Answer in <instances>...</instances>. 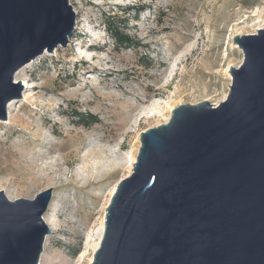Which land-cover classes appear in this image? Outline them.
I'll return each instance as SVG.
<instances>
[{
	"label": "rangeland",
	"instance_id": "rangeland-1",
	"mask_svg": "<svg viewBox=\"0 0 264 264\" xmlns=\"http://www.w3.org/2000/svg\"><path fill=\"white\" fill-rule=\"evenodd\" d=\"M69 1L78 27L17 71L21 97L0 120V190L15 199L52 188L39 264H89L87 235L131 172L137 135L179 104L218 103L243 57L226 38L264 26V0ZM108 17L132 46L114 42ZM74 111L96 120L83 126Z\"/></svg>",
	"mask_w": 264,
	"mask_h": 264
},
{
	"label": "water",
	"instance_id": "water-1",
	"mask_svg": "<svg viewBox=\"0 0 264 264\" xmlns=\"http://www.w3.org/2000/svg\"><path fill=\"white\" fill-rule=\"evenodd\" d=\"M75 22L69 0H0V120L21 97L17 71L66 46ZM226 39L243 57L225 98L179 104L137 135L89 264H264V27ZM51 197L0 190V264H39Z\"/></svg>",
	"mask_w": 264,
	"mask_h": 264
},
{
	"label": "bare ground",
	"instance_id": "bare-ground-1",
	"mask_svg": "<svg viewBox=\"0 0 264 264\" xmlns=\"http://www.w3.org/2000/svg\"><path fill=\"white\" fill-rule=\"evenodd\" d=\"M74 7V6H73ZM74 12H75V14H77L78 12L76 11V9H75V7H74ZM78 27V20L76 19V22H75V28H77ZM262 27H264V26H261V27H257L256 29H258V28H262ZM74 28V29H75ZM238 34V33H237ZM229 71V70H228ZM225 96H226V94H224L223 95V97L221 98V100H223L224 98H225ZM13 100L14 99H12V100H10L9 102H8V104H7V114H10V112H11V106H12V103H13ZM220 100V101H221ZM151 105H153V104H151ZM157 106H158V104H155V105H153V109L155 108H157ZM150 107V108H151ZM154 109V110H155ZM169 109H171V108H169ZM154 110H150V112H153ZM169 116H170V114H168L167 116H165L164 117V120H163V122H165V121H167L168 119H169ZM70 153L68 152L66 155L68 156ZM132 157V156H131ZM135 161V156H133L132 158H131V160H130V163H129V170L128 171H130V169H131V167H132V165H133V162ZM96 163V161L94 160V162H93V164H95ZM113 164V163H112ZM111 164V165H112ZM118 164V163H117ZM96 165V164H95ZM117 166V165H116ZM94 167V165L93 166H90V168H93ZM109 168H110V166H109ZM87 169H89V167H87ZM85 174H90V173H85ZM86 176V175H85ZM89 177H90V175H89ZM117 183V182H116ZM116 183L113 185V187L111 188V190H110V196H111V194L113 193V191H114V189H115V187H116ZM45 221V220H44ZM104 226H105V222H104V218H102V220H101V222L99 223V226L93 231V232H91V234H89L88 233V235H87V240H86V245H89V246H91L92 248H93V251L95 250V248L98 246V244H99V242H100V240H101V237H102V234H103V231H104ZM91 259H92V256H91V258H90V261H91Z\"/></svg>",
	"mask_w": 264,
	"mask_h": 264
},
{
	"label": "trees",
	"instance_id": "trees-1",
	"mask_svg": "<svg viewBox=\"0 0 264 264\" xmlns=\"http://www.w3.org/2000/svg\"><path fill=\"white\" fill-rule=\"evenodd\" d=\"M137 16V15H136ZM106 29L110 37L114 42L119 43L124 46H132V41L120 31L119 26L112 20V17H108L105 23ZM77 120L83 126H89L91 123L95 122L96 117L90 115H84L83 113H78L74 111Z\"/></svg>",
	"mask_w": 264,
	"mask_h": 264
}]
</instances>
